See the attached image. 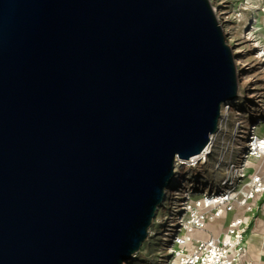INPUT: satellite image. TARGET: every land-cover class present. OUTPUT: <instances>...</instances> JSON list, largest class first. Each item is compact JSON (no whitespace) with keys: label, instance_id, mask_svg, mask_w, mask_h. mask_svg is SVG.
Returning <instances> with one entry per match:
<instances>
[{"label":"water","instance_id":"water-1","mask_svg":"<svg viewBox=\"0 0 264 264\" xmlns=\"http://www.w3.org/2000/svg\"><path fill=\"white\" fill-rule=\"evenodd\" d=\"M210 0H0V264H123L239 96Z\"/></svg>","mask_w":264,"mask_h":264},{"label":"built area","instance_id":"built-area-1","mask_svg":"<svg viewBox=\"0 0 264 264\" xmlns=\"http://www.w3.org/2000/svg\"><path fill=\"white\" fill-rule=\"evenodd\" d=\"M210 2L237 55L239 96L222 108L229 129L224 152L209 165L213 180L183 172L210 162L217 131L201 153L176 158L178 196L166 193L162 215L154 220L159 223L157 249L145 264H253L249 241L255 219L241 212L222 232L217 227L237 209L254 213L264 196V0H241L238 8L233 0ZM154 233L149 230V236ZM136 255L123 264H133Z\"/></svg>","mask_w":264,"mask_h":264},{"label":"rangeland","instance_id":"rangeland-1","mask_svg":"<svg viewBox=\"0 0 264 264\" xmlns=\"http://www.w3.org/2000/svg\"><path fill=\"white\" fill-rule=\"evenodd\" d=\"M237 1V8L240 6L241 0H233ZM216 161V154L211 156V161L208 162L205 166L199 167V168H192V169H187L183 172L184 175H190V177H196L199 175H203L208 177V180H213L214 176L212 174V168L209 166L211 162ZM213 164V163H212ZM174 188V187H172ZM171 190V189H170ZM159 211L157 212V216L155 219H160L162 215V210L163 207H160ZM252 216L251 219H259V218H264V196H262L258 203H257V208H255L254 213L252 211H242L241 209H237V211L228 213L225 217L221 218L219 222V227H217V233L222 232L230 219H232L234 216L238 214H242ZM151 231L155 232L156 234H152L151 236L147 237V239L144 241L140 251L138 253H135L136 256L132 259L133 264H145L147 261H149L152 258V255L155 253L158 245V234H159V223L158 222H153L151 228ZM257 232V231H256ZM254 237V236H253ZM260 240V239H259ZM252 241V240H251ZM251 244V243H250ZM257 259V264H264V255L260 253L258 256L255 257Z\"/></svg>","mask_w":264,"mask_h":264},{"label":"bare ground","instance_id":"bare-ground-1","mask_svg":"<svg viewBox=\"0 0 264 264\" xmlns=\"http://www.w3.org/2000/svg\"><path fill=\"white\" fill-rule=\"evenodd\" d=\"M223 114L225 115L226 112L225 111H221V117L219 119V125H218V129H217V134H215L214 138L215 139V143H214V150L213 152L215 154H217V156L221 155L224 152V149L226 148L225 143H226V136H227V131L229 129V122L228 121H223V119L225 117H223ZM178 160V159H176ZM209 161H211V159H209ZM213 163V162H211ZM210 166H214L212 164H210ZM175 172L179 171V166L178 164L175 162ZM178 184V180L177 178H174V186ZM167 193V192H166ZM168 193L170 194V196L176 197L178 196V192L176 191V189L172 188L171 190L168 191Z\"/></svg>","mask_w":264,"mask_h":264},{"label":"crops","instance_id":"crops-1","mask_svg":"<svg viewBox=\"0 0 264 264\" xmlns=\"http://www.w3.org/2000/svg\"><path fill=\"white\" fill-rule=\"evenodd\" d=\"M254 228V234L249 241V256L253 264H257L255 257L260 253L264 255V218L255 219Z\"/></svg>","mask_w":264,"mask_h":264}]
</instances>
